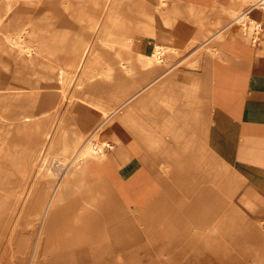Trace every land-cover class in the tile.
I'll use <instances>...</instances> for the list:
<instances>
[{"label":"bare ground","instance_id":"1","mask_svg":"<svg viewBox=\"0 0 264 264\" xmlns=\"http://www.w3.org/2000/svg\"><path fill=\"white\" fill-rule=\"evenodd\" d=\"M250 5L264 7V0ZM205 9L182 0H0V213L3 204L17 207L32 198L36 182L29 179L31 169L37 168L36 176L47 188L36 197L39 222L29 249L33 264H95L86 256L95 255L96 249H76L84 229L71 223L77 224L79 215L57 210L69 198L105 209L90 222L100 230L112 221L107 247L138 239L135 224L158 206L159 195L139 190L136 176L127 181L116 175V166L136 154L137 145L126 144L129 138L143 145L139 160L147 168L161 156L164 175L175 167L180 174L175 180L183 184L193 186L192 181L206 174L213 180L235 175L238 181L243 177L264 185V143L244 150L250 152L247 160L225 161L217 160L212 143L206 142L215 109L211 62L221 50L194 32L206 20ZM210 10H221V5L214 2ZM210 25L217 30L209 39L220 41V19L210 20ZM155 26L171 33H160ZM70 27L80 32L71 45ZM174 37L189 48L178 50ZM98 44L117 45L115 60ZM177 54L175 62L156 72L166 56ZM180 62L184 71L172 76ZM138 68L143 72L134 76ZM15 127L30 135L29 149L18 150L6 140ZM53 160L65 168L49 185ZM249 230L262 234L264 225L251 222ZM213 233V228L205 231L198 264H212ZM231 240L217 242L218 264L264 262V253L252 240L239 245ZM235 246L240 250L229 256ZM59 250L65 251L62 257ZM243 254L251 261L246 263ZM77 256L84 257L82 262Z\"/></svg>","mask_w":264,"mask_h":264},{"label":"rangeland","instance_id":"2","mask_svg":"<svg viewBox=\"0 0 264 264\" xmlns=\"http://www.w3.org/2000/svg\"><path fill=\"white\" fill-rule=\"evenodd\" d=\"M155 28L158 32L164 30L160 26H155ZM79 33L78 28H69L68 34L72 39L68 41L69 45L76 40ZM96 46L102 51H108L111 61L115 60L114 53L118 49L117 45L104 47L98 44ZM130 53L134 55L132 50ZM180 55L166 56L168 62L164 66L159 65L160 68L158 67L156 72H160L172 64L169 63V60L175 62ZM126 58L128 57L126 56ZM181 63L172 69V76L184 71ZM137 71L134 76H139L143 72L141 68H138ZM62 109L63 107L57 111V116L61 114ZM53 128H55V124H52L50 129L53 130ZM1 130L3 133L4 129ZM13 132V137L8 135L6 140L11 141L18 150L29 149L32 145L30 135L22 133L16 127ZM128 140H133V138ZM142 148H144L143 145ZM107 154L109 155V153ZM50 168L52 175L49 185H53L64 172L65 165L53 160ZM229 171L233 172L231 168ZM173 173H176V170ZM36 174L37 168L33 167L29 181L31 184L34 181L36 183L32 198L28 199L25 205L19 201L17 207L10 204L8 208L6 204H3L4 207L1 208L0 264H33V257H31L29 249L36 238L33 226L39 222V219L35 218L39 205L36 197L47 188L45 180L38 179ZM177 175L180 176V174ZM176 177V175L164 176L169 186L164 187V190L158 193L159 200L156 204L158 206L154 207L141 223L135 224L134 235L138 234V239L126 243L124 246H106L110 238L111 220L109 223L101 224L100 230H95L90 222L91 217L106 213L103 211L105 209L100 211L101 209L98 207L77 197L62 202L57 210L69 209L79 215L81 220H78L77 224L71 223V225L76 229H84V232L87 230V233L80 234L76 249L78 251L88 249V247L96 249L95 255L86 256L95 264H198V249L206 235L207 228L214 229L211 236L214 254L210 253L214 257L209 259L212 264H218L215 256L221 252V247L220 249L217 247V242L221 245L223 239H232L231 241L235 245H239L240 241L246 239V242L252 240L256 243L258 250L264 253V232L262 234L252 232L251 234L249 230L251 222L264 225V185L243 177L238 181V177L235 175L233 177L225 175L221 177V180H217L218 177L213 180V177L208 175V177L198 176L194 180L196 183L192 186L189 183H181L180 178L175 180ZM16 188L18 190L21 187ZM242 218L245 223H241ZM125 219L129 221L131 218L126 217ZM147 219L149 223L146 221ZM193 227H196V232H193ZM120 236L122 235L120 234ZM43 248L49 249L45 245ZM239 250L235 246V251L229 256ZM58 253L61 256L65 251L59 250ZM83 258L77 256L76 260L80 259L82 262ZM243 258L246 263L251 261L247 255L243 254Z\"/></svg>","mask_w":264,"mask_h":264},{"label":"crops","instance_id":"3","mask_svg":"<svg viewBox=\"0 0 264 264\" xmlns=\"http://www.w3.org/2000/svg\"><path fill=\"white\" fill-rule=\"evenodd\" d=\"M182 1L206 8L203 14L206 20L194 32L207 39L203 41L205 44H212L221 50V54L211 62V101L215 109L206 128V142L212 143L217 160H221V157L225 161L247 160L246 154L250 152L244 150L264 143V7L253 8L250 5L252 0H246L245 3L244 0ZM214 2L221 5V10H210ZM215 18L221 21V40L217 42L209 39L217 30L210 25V20ZM159 32L171 33L165 28ZM188 42L185 40L186 44ZM178 43L180 41L174 37V47L189 48ZM126 144L137 145V151L125 164L116 166V175L127 181L136 176L139 190L154 195L169 186L160 169L161 156L153 158L155 166L149 169L139 160V156L144 153L142 145L135 140H127ZM221 146L225 147L223 151ZM127 151L131 153L129 147ZM174 170L176 173H173ZM174 175L178 176L177 169L172 167L167 176ZM199 176L208 177L206 174Z\"/></svg>","mask_w":264,"mask_h":264}]
</instances>
